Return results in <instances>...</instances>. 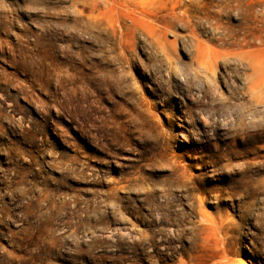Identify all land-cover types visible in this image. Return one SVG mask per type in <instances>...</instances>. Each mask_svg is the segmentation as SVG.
Returning <instances> with one entry per match:
<instances>
[{
    "label": "rangeland",
    "instance_id": "374dc122",
    "mask_svg": "<svg viewBox=\"0 0 264 264\" xmlns=\"http://www.w3.org/2000/svg\"><path fill=\"white\" fill-rule=\"evenodd\" d=\"M0 264H264V0H0Z\"/></svg>",
    "mask_w": 264,
    "mask_h": 264
}]
</instances>
